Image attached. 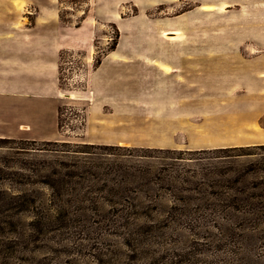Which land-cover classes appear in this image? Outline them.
Listing matches in <instances>:
<instances>
[{
    "label": "rangeland",
    "instance_id": "374dc122",
    "mask_svg": "<svg viewBox=\"0 0 264 264\" xmlns=\"http://www.w3.org/2000/svg\"><path fill=\"white\" fill-rule=\"evenodd\" d=\"M16 1L6 31L61 46L62 126L0 141V264H264V148L208 151L264 144V0ZM113 142L206 152L83 145Z\"/></svg>",
    "mask_w": 264,
    "mask_h": 264
},
{
    "label": "crops",
    "instance_id": "0c3cea01",
    "mask_svg": "<svg viewBox=\"0 0 264 264\" xmlns=\"http://www.w3.org/2000/svg\"><path fill=\"white\" fill-rule=\"evenodd\" d=\"M19 7L16 0H0V137L54 140L60 134L61 46L47 31H6Z\"/></svg>",
    "mask_w": 264,
    "mask_h": 264
},
{
    "label": "trees",
    "instance_id": "16d2710c",
    "mask_svg": "<svg viewBox=\"0 0 264 264\" xmlns=\"http://www.w3.org/2000/svg\"><path fill=\"white\" fill-rule=\"evenodd\" d=\"M99 64L101 63V59H99ZM60 81H61V76H60ZM61 115H62V107L60 106L59 108V128H61ZM9 140V138H3L0 137V141H7ZM32 141H37V140H32ZM50 142V141H47ZM85 147L87 148H97V147H103L105 150H108V154L105 155H120L122 153H120L121 151H128L129 154L131 156H134L135 153L133 152H147L146 155H142L141 157H147V158H159L157 156H155L154 154H151L152 152H166V153H173L172 156H170L171 161L173 162H165V163H161L160 162V170H162L163 172H167L169 170H172L173 172L177 171L176 166L178 163L176 162H182L184 160H201L202 157L197 156L200 155L202 153H205L206 150H177V149H171V148H150V147H136V146H124V145H120V144H114V145H100V144H83ZM253 148H264V144H260V145H249V146H237V147H224V148H215V149H211L208 151H218V152H230V151H242V153H238L235 157H242V156H246L248 154H250L251 152H245V151H250ZM175 154V155H174ZM191 155V157H185L184 155ZM113 164H116L118 167L120 168H137L140 165L138 164L137 160H133L134 162H132L131 164H126V162L124 160H113ZM146 164V163H145ZM153 164H156L155 161H151L149 160V163L147 164V168L152 169ZM101 166V165H100ZM107 168H108V173H111L112 171V166L109 165L107 163ZM117 167L113 170L116 171ZM168 175H170L168 173ZM172 175V174H171ZM125 209V208H122ZM122 209H119V211H123ZM132 214H135V212H130ZM137 214V213H136ZM115 216L117 217V224L116 225H122L125 226L127 225V223L129 222L131 215L127 214V213H119L117 212L115 214ZM176 262V261H175ZM129 264V262H120V264ZM102 264H105V262H102ZM169 264H174L173 260H171L169 262Z\"/></svg>",
    "mask_w": 264,
    "mask_h": 264
}]
</instances>
